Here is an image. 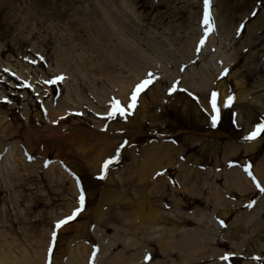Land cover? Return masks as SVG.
Segmentation results:
<instances>
[{"label":"rangeland","instance_id":"374dc122","mask_svg":"<svg viewBox=\"0 0 264 264\" xmlns=\"http://www.w3.org/2000/svg\"><path fill=\"white\" fill-rule=\"evenodd\" d=\"M261 123L264 0H0V264H264Z\"/></svg>","mask_w":264,"mask_h":264},{"label":"bare ground","instance_id":"6f19581e","mask_svg":"<svg viewBox=\"0 0 264 264\" xmlns=\"http://www.w3.org/2000/svg\"><path fill=\"white\" fill-rule=\"evenodd\" d=\"M212 1H215V0H212ZM211 13H212V16H213V18L215 19L216 18V16H215V13L213 12V11H211ZM216 22V21H215ZM214 28L216 29V31L214 32V34L216 33V32H218V30H219V28H218V26H217V23H215V25H214ZM214 36L215 35H211V37H207V41H209V43L206 45V48H208L209 47V45H210V43H211V41H212V39H214ZM226 38H223V41H221L220 39H219V42L217 43V45H216V48H215V50H214V53H217V56H210L209 58H207V59H202L201 60V64H200V71L199 72H201V73H199V76H197V78L199 77V81H201L202 83H204V84H207V83H209V81H210V75L212 76L213 74V72H214V69H213V64H212V62L213 61H217V60H219V61H221V63H222V67H225V66H227L228 64H229V59H228V57H226V56H224L223 55V52H222V47L227 43V39H229L228 38V35L227 36H225ZM231 39H229L228 41H230ZM196 74H197V72H196ZM75 92H77V89L75 90ZM68 94H69V92H68ZM66 99H69L68 97H66ZM55 131V130H54ZM145 214H141L140 212L139 213H137L136 215L138 216H141V218H143L142 220L144 221V222H146L147 223V225H149V224H151V223H156V222H158L160 219H162L161 218V216L160 215H158V214H154V213H151V212H144ZM131 214H133V213H131ZM135 214V213H134ZM176 223L177 224H179V223H181V221H180V219H178L177 221H176ZM144 234L139 238L140 239V241H145L146 240V237H145V234H148V228H146V229H144ZM150 234V233H149ZM140 244V243H139ZM138 244V245H139ZM125 249H128V248H125ZM128 252H130V250L128 251ZM126 252L125 251H123V252H121V256H124V254H125ZM101 254H102V251H101V253H99V255L98 256H96V258H93V260L95 261V259H96V261L98 260V258H100V256H101ZM85 255H89V252L87 251V250H83V255L81 256L82 257V259L81 260H77L76 259V255H74L71 259H69L68 260V263L67 264H87V256L85 257ZM148 256L150 257V255L148 254ZM80 257V258H81ZM129 257H132V255H130ZM104 261V263L105 264H132L131 263V261H128V262H126V261H123V260H118V261H113V260H111L110 258H107V256H103L102 257V259H100L96 264H99L100 263V261ZM44 261V257L41 255V257H39V262L40 263H42ZM126 262V263H125ZM143 263V262H142ZM146 264V263H145ZM188 264H190V263H188Z\"/></svg>","mask_w":264,"mask_h":264},{"label":"snow or ice","instance_id":"6c2138e0","mask_svg":"<svg viewBox=\"0 0 264 264\" xmlns=\"http://www.w3.org/2000/svg\"><path fill=\"white\" fill-rule=\"evenodd\" d=\"M207 6H208V0H205V9H206V10H207ZM205 23H206V24L208 23L207 11H206V13H205ZM201 43H203V41H201ZM57 79H60V77H58ZM150 83H151V74H149V78H148V79H146V80L142 81L140 84H137V85H136V87H135V89L133 90V93H132V103L128 105V108H132V107L135 106V100H136V98H137V95H138L139 92H141L144 88H146ZM216 96H217V94H216L215 92L212 93L211 105H212V111H213V112H217V111H218V110H217V106H216ZM228 99L231 100L232 97H229ZM225 106H227V104H226ZM125 111H126V110H125L124 108H121V107L119 106V102L116 101V102H113V111H112V113H110V115H114L116 112H118L120 115L123 116V115H125ZM211 119H212V124H213V126H215L216 121H217V116H216V115H213V116L211 117ZM261 131H264V123L257 124L255 130L249 134V136L247 137V139H253V138H255L257 135L260 134ZM122 146H123V145H121V147H122ZM118 151H119V148L117 149V152H118ZM110 162H111V161H106L105 164H104V167L106 168L107 165H108V163H110ZM245 171H248V169L246 168ZM257 186L259 187V185H257ZM261 191H264V188H261ZM83 201H84V196H83V194H82L81 197H80V203H81V205H83ZM79 211H80V209L78 208V209H76V210L72 213L71 216L67 217L65 220H60V221H58V222L56 223V226H55V227H56L57 229L60 228L61 225L65 224L68 220L73 219V218L77 215V213H78ZM52 236H53V238H55V236H56V232H55V231L52 233ZM145 259H146V260H149L150 257L146 256ZM223 259L227 260V259H228V256H224Z\"/></svg>","mask_w":264,"mask_h":264}]
</instances>
